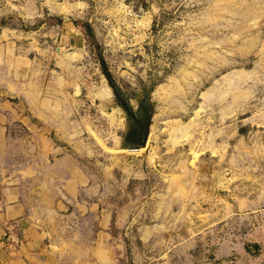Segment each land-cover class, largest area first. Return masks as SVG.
<instances>
[{
	"label": "rangeland",
	"instance_id": "374dc122",
	"mask_svg": "<svg viewBox=\"0 0 264 264\" xmlns=\"http://www.w3.org/2000/svg\"><path fill=\"white\" fill-rule=\"evenodd\" d=\"M7 190L45 264H264V0H0Z\"/></svg>",
	"mask_w": 264,
	"mask_h": 264
},
{
	"label": "crops",
	"instance_id": "0c3cea01",
	"mask_svg": "<svg viewBox=\"0 0 264 264\" xmlns=\"http://www.w3.org/2000/svg\"><path fill=\"white\" fill-rule=\"evenodd\" d=\"M3 126H1L2 128ZM18 192L7 190L3 193L0 209V264H45L49 258L39 255L44 246V238L33 223L25 217L26 206ZM16 222L21 236L16 251L9 253L4 247L2 238L5 232V222Z\"/></svg>",
	"mask_w": 264,
	"mask_h": 264
},
{
	"label": "built area",
	"instance_id": "2783aa9c",
	"mask_svg": "<svg viewBox=\"0 0 264 264\" xmlns=\"http://www.w3.org/2000/svg\"><path fill=\"white\" fill-rule=\"evenodd\" d=\"M10 229H11V235H12V233H14L13 232L14 226H11ZM6 235H7V233H6ZM7 237H8V239H11V240H7L9 242H8V244H6V246L4 245V247L7 248L9 253L14 252L15 249H16V246L14 245V242L19 245L20 244V240H15L14 238H13L14 239L13 240L10 236H7Z\"/></svg>",
	"mask_w": 264,
	"mask_h": 264
},
{
	"label": "trees",
	"instance_id": "16d2710c",
	"mask_svg": "<svg viewBox=\"0 0 264 264\" xmlns=\"http://www.w3.org/2000/svg\"><path fill=\"white\" fill-rule=\"evenodd\" d=\"M124 106L127 107L126 104H124Z\"/></svg>",
	"mask_w": 264,
	"mask_h": 264
}]
</instances>
